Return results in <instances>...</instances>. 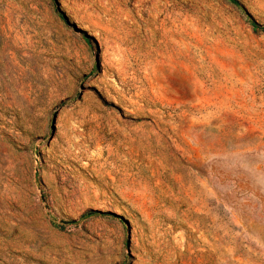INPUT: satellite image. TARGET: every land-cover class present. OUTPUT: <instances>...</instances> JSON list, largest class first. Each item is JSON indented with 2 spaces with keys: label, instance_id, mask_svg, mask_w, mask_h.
<instances>
[{
  "label": "rangeland",
  "instance_id": "rangeland-1",
  "mask_svg": "<svg viewBox=\"0 0 264 264\" xmlns=\"http://www.w3.org/2000/svg\"><path fill=\"white\" fill-rule=\"evenodd\" d=\"M237 1L260 28L0 0V264H264V0Z\"/></svg>",
  "mask_w": 264,
  "mask_h": 264
},
{
  "label": "trees",
  "instance_id": "trees-1",
  "mask_svg": "<svg viewBox=\"0 0 264 264\" xmlns=\"http://www.w3.org/2000/svg\"><path fill=\"white\" fill-rule=\"evenodd\" d=\"M226 1L230 5L236 7L237 9H239L242 12V14L247 18L249 24L252 26V28L254 30L260 28V26L254 22V20L247 14V12L244 10V8L240 5V3L237 0H226ZM94 215H101V214L98 212H89L85 217H91ZM68 224L72 225V224H76V222H69Z\"/></svg>",
  "mask_w": 264,
  "mask_h": 264
}]
</instances>
